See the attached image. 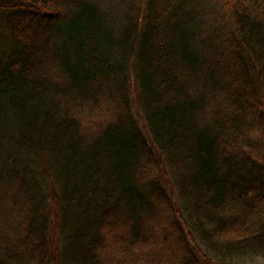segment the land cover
I'll return each instance as SVG.
<instances>
[{
  "label": "trees",
  "instance_id": "16d2710c",
  "mask_svg": "<svg viewBox=\"0 0 264 264\" xmlns=\"http://www.w3.org/2000/svg\"><path fill=\"white\" fill-rule=\"evenodd\" d=\"M207 254L264 264V0H0V264Z\"/></svg>",
  "mask_w": 264,
  "mask_h": 264
},
{
  "label": "rangeland",
  "instance_id": "374dc122",
  "mask_svg": "<svg viewBox=\"0 0 264 264\" xmlns=\"http://www.w3.org/2000/svg\"><path fill=\"white\" fill-rule=\"evenodd\" d=\"M135 93H136V91H135V87L132 85V87H131V96H132V101H133V109H134V111H135V113L138 115V117H139V111H138V104H137V101H136V98H135ZM166 168V167H165ZM163 179H165V180H167V182H168V180L170 181V183H169V185H172L173 183H172V179L171 178H173L172 177V175L171 174H169V173H167V171H166V174L162 177ZM174 186V185H173ZM171 188V187H170ZM173 189H175V188H173ZM174 191V193H175V190H173ZM175 195H176V193H175ZM177 200V199H176ZM163 214H162V212H160V213H157V209H156V212L154 213V216L155 217H158V218H160L161 216H162ZM154 231H155V234L158 232V229H154ZM51 233H52V231H51ZM170 236H171V234H170ZM167 238L165 237L164 238V236L162 237V240H163V244H164V250L166 249V251H168V252H170L171 251V241H167L166 240ZM53 250H54V248H53ZM55 252H53V254H54ZM161 258H162V256H161ZM209 258H211V255L210 254H207L203 259H202V263L203 264H214V262H215V259H213V258H211V259H209ZM226 259H228L229 261H231V260H233V259H231V258H226ZM260 260V259H259ZM260 261H263V260H260ZM245 264H251V262L250 261H248V262H246Z\"/></svg>",
  "mask_w": 264,
  "mask_h": 264
}]
</instances>
